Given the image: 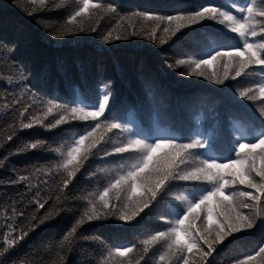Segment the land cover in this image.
<instances>
[{"label": "snow or ice", "instance_id": "1", "mask_svg": "<svg viewBox=\"0 0 264 264\" xmlns=\"http://www.w3.org/2000/svg\"><path fill=\"white\" fill-rule=\"evenodd\" d=\"M8 2L28 17H33L37 11L35 5L39 4L44 10L51 11L59 8L64 0H60V3L57 0H30V4L25 0L24 5L20 0ZM101 12L111 15L115 21L114 27H101L100 21L104 18ZM85 16L91 21L89 27H75L74 22ZM125 18L144 23L140 27L132 23L122 26L121 21ZM206 21H215L230 33L238 34L240 43L218 44L187 59L173 60L166 56L165 61H170L169 67L172 69L183 66L180 71L183 77H203L211 84L222 85L225 94L242 108L248 107L244 102L258 106V111L248 117L245 134L229 140L227 146L221 149L216 148L218 138L193 135L191 131L158 135L152 126L142 121L137 123L123 119L124 106L116 101L115 91L107 85L102 91V98L84 106H73L60 102L59 98L42 96L37 89L47 86L53 74L66 78L69 66L57 60L54 66L43 65L33 71L24 62L13 58V48L6 47L9 72L7 75L0 74V85L4 89L0 91V98L5 99L6 106L11 109V122L5 124L8 134L0 139V148L4 147L5 141H11L18 130L30 129L34 125L56 129L70 121L89 123L83 134H79L69 145L48 146V150L58 154L59 158L47 167H34L27 170V175H21L19 170L13 169L14 177L0 180V185L23 183L26 186L25 193H17L15 198L10 197V204H5L11 215L0 213L8 221L0 224V234L3 236L0 257H4L30 232L41 225L47 226L46 222L60 215L64 210L63 202L69 198L65 190L77 177L84 162L89 156H102L114 157L120 162L107 179L103 191L88 200V207L63 236L56 253L59 264H73L77 229L85 221L114 218L117 222H129L142 213L147 216L171 193L174 186L180 184L186 189L197 190L178 197L183 207L175 218H166L164 230H157L141 241L142 254L137 252L135 257L127 258L126 264H141V261L148 264V246L155 243H161L163 247L155 264H173V261L174 264H214V253L219 252L227 238H231L228 240L231 243L251 235L249 230L257 229L262 234L258 251L235 259L234 264H264V0H244L239 5L233 3L230 8L207 0L198 8L178 9L173 14L152 10L122 14L118 6L113 4L76 0L65 26L59 29H52L50 24L44 26L54 38L67 37L75 31H87L96 33L98 40L108 45L114 41H129L132 37H142L153 44H164L166 41L159 34L161 31L169 39L178 32L182 37L185 35L182 29L195 32L196 29L191 26H202V22ZM257 37V40L251 39ZM4 39L7 38H0V43ZM13 44L19 47V39L14 40ZM213 64L216 70L209 73L208 69ZM79 70L83 72L82 65H79ZM249 76H255L256 79L246 86L231 84L238 77ZM150 83L146 82L145 87H149ZM159 103L167 107L163 97ZM109 133L118 139L112 140ZM44 148V142L37 141L17 148L15 152ZM217 151H226L228 155H216ZM13 154L10 151L0 159V166ZM122 154H127L130 162ZM52 173L58 174L59 179L51 176ZM239 186H246L248 190ZM110 193L115 194L114 201ZM4 194L7 195V192ZM49 203L50 207H45ZM41 209H44L43 213ZM245 209L248 211L245 212ZM198 220L200 224H197ZM136 248V244L113 247L108 256L123 257L133 253ZM0 264L5 262L0 260ZM104 264H108L107 259Z\"/></svg>", "mask_w": 264, "mask_h": 264}, {"label": "trees", "instance_id": "2", "mask_svg": "<svg viewBox=\"0 0 264 264\" xmlns=\"http://www.w3.org/2000/svg\"><path fill=\"white\" fill-rule=\"evenodd\" d=\"M149 1L153 0H94V2L118 6L122 14L137 10H152L153 12L164 13V7L161 4L150 5L147 4ZM179 1L187 4H181L179 7H186L188 10L198 8L207 2V0ZM213 1L216 2V0ZM20 2L22 5L25 4V0H20ZM75 2L76 0H64L59 8L51 11L44 10L42 6L37 4L35 5L37 11L34 16L28 17L20 9L9 5L8 0H0V38H7L0 43V74L7 75L9 72V64L6 62L8 55L6 47L13 48L15 52L13 58L24 62L33 71L43 65L54 66L57 60H62L69 66L67 77L53 74L48 83L49 88L46 91L37 89L42 96L59 98L60 102L65 101L75 106L71 99H74V101H85L86 97H83V92L86 91L87 94L93 93L91 89L92 81L97 76H102L106 81L102 87L108 85V87L112 88L116 94V101L122 103L128 110L125 115L126 119L134 120L137 123L142 121L145 125H150L153 127L155 134L158 135L169 134L162 129L168 117L173 113L171 106L175 100L173 98L175 89L206 86L215 90L222 86L211 84L209 81L204 80L203 77L181 76L180 71L183 66L172 69L169 67L170 61L166 62L165 57L167 56L174 60L187 59L190 56L199 55L196 53V48H192L190 45L194 36H200L196 32L210 26L216 28V25H223H219L215 21L202 22V26H191L196 29L195 32L182 29L181 32L185 33L184 36L180 37L178 32L171 39L161 31L159 34L164 36L166 41L164 44H153L152 41L142 37H132L129 41H114L108 45L99 41L96 33L87 31L84 33L75 31L72 35L63 38L50 36L44 25L50 24L52 29H59L65 26L67 24V16L73 11ZM28 3L30 4V0H28ZM57 3H60V0H57ZM233 11L235 13V10ZM100 15L104 17L100 21L101 27L115 26V21L112 20L110 14L101 12ZM37 21H43L44 23H38ZM90 23L91 21L85 16L78 18L74 25L77 28L84 27L87 29ZM129 23L140 27L144 22L136 19L130 21L127 18L121 21L122 26ZM177 37H180V39L178 40ZM17 39L20 41L19 47L13 44V41ZM218 44L220 43L216 38H213L210 42L211 47H215ZM79 65L83 66V72L79 70ZM215 70V64L208 69L209 73ZM146 82H151L147 88L145 87ZM245 83L246 79L240 85ZM99 88L100 86L97 87V93H99ZM3 90V86L0 85V91ZM161 97H163L164 104L167 107H162L159 103ZM48 119L50 120L51 117H48ZM6 122H11L10 114L0 120V133H2L0 139H3L8 134L5 128ZM72 122H75L76 126L67 131L63 130V125L58 126L56 129H46L43 125H34L30 129L18 130L17 135L11 141H5L4 147L0 148V159H3L10 151L14 153L8 156L7 160H4L3 165L0 166V180L14 177L13 169L19 170L21 175H27V170L40 166L47 167L57 160L59 158L58 154L48 150V146L61 147L69 145L74 138H78L79 134H83L85 126L89 123L87 121H70L64 125ZM219 122L224 125V121L221 118H219ZM243 128L240 124L234 127L237 137L242 134L239 131ZM108 135L112 136V140L118 139L112 133ZM224 137L226 140L232 139L227 135H224ZM37 141L44 142L45 148L29 149L21 153L15 152V149L23 148L25 144ZM122 155L129 159L127 154ZM85 164L86 161L80 172L77 173V177L65 190L69 198L63 202L64 210L60 215L46 222L47 226L41 225L33 232H30L18 245H14L8 253H5L4 257H0V260H3L5 264H59V257L56 253L63 242V236L71 230L75 221L80 218L88 207V200L103 191L107 184V179L116 167L114 163L111 166H106V173L103 176L100 172L92 173L86 170ZM50 175L55 176L56 180L59 179V175L56 173ZM43 178L41 177V179ZM239 187L243 190H248L246 186ZM25 190L26 186L23 183L15 186L0 185V213L7 212L10 216L11 211L5 208V204L11 203L10 197L15 198L17 193H25ZM196 190L195 188L186 189L184 186L174 188L170 200H164V209L171 210L172 213L171 217H169L170 219L175 218L179 209L183 207L178 197L190 194L189 191ZM5 192H7V195L4 194ZM109 195L113 200L115 194L110 193ZM27 198L26 196L25 199ZM50 203L45 207H50ZM40 211L43 213L44 209ZM105 220L107 221V219ZM7 222L0 216V224ZM97 223V221H85L84 224L78 227L73 245L75 248V253L72 257L73 264H104L105 259L108 260V264H123L127 258L135 257L137 252L142 254L143 245L141 241L156 232L149 227L145 236L142 231L127 235L120 232H112L107 235L108 232L104 234L103 229ZM85 237L89 239L86 240ZM261 239L262 236L255 237L256 246L253 247L252 254L258 251ZM2 242L3 236L0 234V244ZM132 244L137 245L133 253L125 254L123 257L118 255L108 256L111 248L131 246ZM148 247L149 253L146 257L148 264H155L163 250L162 244H150ZM234 261L221 262L219 264H234Z\"/></svg>", "mask_w": 264, "mask_h": 264}, {"label": "bare ground", "instance_id": "3", "mask_svg": "<svg viewBox=\"0 0 264 264\" xmlns=\"http://www.w3.org/2000/svg\"><path fill=\"white\" fill-rule=\"evenodd\" d=\"M43 40V39H42ZM78 66V65H77Z\"/></svg>", "mask_w": 264, "mask_h": 264}]
</instances>
